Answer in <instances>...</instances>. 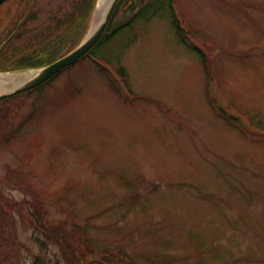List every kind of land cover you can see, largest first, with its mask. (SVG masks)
<instances>
[{"label": "rangeland", "instance_id": "obj_1", "mask_svg": "<svg viewBox=\"0 0 264 264\" xmlns=\"http://www.w3.org/2000/svg\"><path fill=\"white\" fill-rule=\"evenodd\" d=\"M119 11L112 26L128 25L91 57L0 102V192L21 244L10 264H69L42 250L31 212L65 224L83 264H264V0Z\"/></svg>", "mask_w": 264, "mask_h": 264}, {"label": "trees", "instance_id": "obj_2", "mask_svg": "<svg viewBox=\"0 0 264 264\" xmlns=\"http://www.w3.org/2000/svg\"><path fill=\"white\" fill-rule=\"evenodd\" d=\"M96 2L97 0H10L7 3L9 4L8 12L0 21V42L5 43L11 34L14 36L11 35L12 39L4 47L2 45L0 47V72L46 67L70 53L86 36ZM122 3L124 0H120L118 3L114 16L96 47L101 46L128 25L122 24L116 28L112 26L120 12ZM131 9L135 10V7L131 6ZM92 52L93 50L90 54ZM37 198L38 201L36 200L35 204L42 210L43 203L39 197ZM24 203L31 204L28 199L24 200ZM13 210L14 206L0 192V254L4 261L0 264H10L15 256L14 246L16 245L17 231L15 228L16 219L11 214ZM72 214L78 221V224L74 225L75 231L88 232L90 229H88L87 222H82L79 216L73 212ZM25 217L29 219L36 232L44 237V239L36 237L42 250H48L51 245L48 243L58 245L64 254L67 250L65 258L69 264H83L89 258H86L90 255L85 251L84 243L80 245L83 253L79 257L78 245L74 248L71 244V236L63 231L65 224L61 223V226L52 230L53 225L47 222L41 212H31ZM80 239L83 242L88 238L82 234ZM108 257L106 255L107 263L103 262L104 264L126 263L124 260H120V262L117 260L116 263H113L114 259L109 260ZM57 262L60 263L59 260ZM33 264L49 263L42 256H36Z\"/></svg>", "mask_w": 264, "mask_h": 264}, {"label": "water", "instance_id": "obj_3", "mask_svg": "<svg viewBox=\"0 0 264 264\" xmlns=\"http://www.w3.org/2000/svg\"><path fill=\"white\" fill-rule=\"evenodd\" d=\"M6 1L7 0H0V6ZM118 1L119 0L113 1L105 19L102 21V23L99 25V27H97V29L93 33L87 36V38L83 41V43L77 49H75L67 56L63 57L62 59L49 65L46 68H43L41 70L32 71V72H37V75L32 80L28 81L27 83L15 89L13 92L9 94L0 95V99L35 89L43 85L44 83L48 82L49 80L54 78L56 75H58L60 72L74 65L80 59H82L99 42V40L103 36L106 30V27L116 9Z\"/></svg>", "mask_w": 264, "mask_h": 264}, {"label": "bare ground", "instance_id": "obj_4", "mask_svg": "<svg viewBox=\"0 0 264 264\" xmlns=\"http://www.w3.org/2000/svg\"><path fill=\"white\" fill-rule=\"evenodd\" d=\"M113 1L114 0H100L96 16L97 20L91 33L97 29L100 23H102ZM36 75L37 72L0 75V89L19 88L28 81L32 80Z\"/></svg>", "mask_w": 264, "mask_h": 264}]
</instances>
